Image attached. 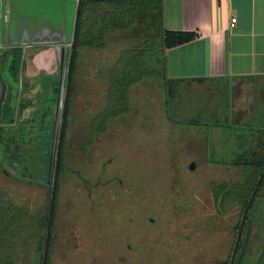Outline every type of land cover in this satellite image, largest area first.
<instances>
[{
    "label": "rangeland",
    "instance_id": "374dc122",
    "mask_svg": "<svg viewBox=\"0 0 264 264\" xmlns=\"http://www.w3.org/2000/svg\"><path fill=\"white\" fill-rule=\"evenodd\" d=\"M131 42L126 45L129 49ZM87 50L81 47L78 52L84 54ZM109 50V59L115 58L117 51ZM69 51L70 46L57 51L54 73L58 76L61 72V81L53 88L54 101L49 99L47 107H38L44 120L30 119L39 117L38 109L30 108L23 114L26 117L31 112L27 116L28 126L22 129L17 119L9 130L0 129V165L4 168L0 169V188L39 219L48 214L49 190L14 180L29 176L16 172L11 159L16 158L22 169L28 168L30 176L37 171L42 182L53 183L60 117L67 93L64 74ZM30 58L29 54L24 57L21 73L22 63L15 73L8 71L12 57L4 69V77L12 86L9 101L16 109L27 97L31 102L48 98L46 94H35L39 90L35 86L37 77L28 75L37 71L29 67ZM81 59L56 195L57 214L49 229L50 246L53 241L65 248L79 243L85 247L113 244L114 248L106 252L120 258V264H131V260L139 261L136 264L222 261L225 247L221 245H229V230L238 229L243 209L233 204L222 213L214 210L211 184L230 185L238 181L240 168L233 167L231 162L241 151L264 154V135H245L238 125L240 118L248 115L244 111L256 106L249 95L252 88H242L231 104L228 95L214 97L215 89H205L212 96L209 98L199 87L185 88L174 83L170 85L174 93L170 99L159 80L145 79L131 88L128 112L111 119L108 131L93 138L83 153L85 141L95 131L90 122L107 103V88L92 85L93 79L98 74L110 85L119 58L108 70L105 66V70L96 71L87 70L91 67L83 64L84 55ZM101 59L99 55L95 60ZM224 93L229 94L225 90ZM190 164L195 165L194 171H190ZM89 193L97 194L96 200L88 202L85 195ZM256 203L258 208L254 206L250 211L248 222L253 225L250 249L254 258L264 249V203ZM46 234L40 226L28 233L20 243L16 264H37L36 249L43 247ZM96 249L102 250L68 249L61 253V258L103 261L105 256L101 258V254L105 253L98 254Z\"/></svg>",
    "mask_w": 264,
    "mask_h": 264
},
{
    "label": "trees",
    "instance_id": "16d2710c",
    "mask_svg": "<svg viewBox=\"0 0 264 264\" xmlns=\"http://www.w3.org/2000/svg\"><path fill=\"white\" fill-rule=\"evenodd\" d=\"M164 0H80L78 2L76 25L74 30V41L70 46V51L66 60L65 83L67 85V96L63 102L61 113V124L57 139V148L54 161L53 180L55 184H45L40 180L41 173L37 172L30 176L28 168L20 166L19 161L13 157L12 163L16 172L27 174V178H14L24 182L35 183L46 186L49 190L50 199L48 214L39 219L33 216L28 208L13 202L0 188V264H16L21 241L35 230L36 227L45 229L52 226L56 213V195L59 187V178L63 166V156L65 153V142L67 137L68 112L73 89V77L75 73L78 50L81 47L102 49L107 43V36L114 31H126L131 26H137L135 36H137V46L122 51L117 60L114 76L106 92V106L90 122L95 131L90 133V137L85 141L86 148L82 149L86 153L93 138L100 136L107 129L108 122L125 115L128 112V101L130 90L133 86L145 79L155 78L161 82L166 95L171 99L174 96L170 87L175 81L167 77V58L165 52L173 48L191 43L199 38L197 32L170 31L163 25L162 4ZM139 38V39H138ZM21 49H15L12 53V65L8 66V71L17 70V65L21 64L20 73L23 68ZM19 73V75H20ZM176 84V83H175ZM54 101L53 99L51 102ZM17 106L16 121L21 114L22 105ZM260 111V109L258 110ZM13 125H1L0 129L9 130ZM242 127L246 129V135L254 136V133L264 135V112L259 114V118L247 121ZM237 136V134H236ZM0 136V140H1ZM264 145V144H263ZM264 146H262L263 148ZM10 146L6 147L9 152ZM261 148V149H262ZM17 149V148H16ZM264 150V148L262 149ZM17 157V156H16ZM234 167L240 168L238 181L220 186L211 184V194L214 197L215 208L218 213H222L226 207L233 204L243 209V213L250 202L252 195L253 202L248 212L247 223L250 220L251 210L257 203H264V154L257 156L255 153L241 151L235 155L231 162ZM1 171L4 170L0 165ZM263 174V176H262ZM262 179L260 180V178ZM34 179V180H33ZM259 186L257 187V185ZM53 186V187H52ZM258 208V207H257ZM46 243V235L43 247L36 249L39 256L37 264H43V254ZM50 236L48 242V253L46 264H50Z\"/></svg>",
    "mask_w": 264,
    "mask_h": 264
},
{
    "label": "crops",
    "instance_id": "0c3cea01",
    "mask_svg": "<svg viewBox=\"0 0 264 264\" xmlns=\"http://www.w3.org/2000/svg\"><path fill=\"white\" fill-rule=\"evenodd\" d=\"M162 11L165 29L199 33L197 40L165 52L168 79L175 81L181 87H199L208 96L209 92L205 89H215L213 91L214 97H217L219 94L228 95L231 104L233 96L240 95L242 88L246 86L250 87L252 88V92L249 91V95L251 94V98L254 99L252 102L256 106L244 111L248 115H243L238 125L243 126L246 124L245 122L259 118V114L264 112V0H164ZM233 20L235 21L234 23ZM232 24L233 27H231ZM136 29L137 26L133 25L126 31H114L107 36V43L104 48L93 49L85 47L88 49L85 52L87 54H79L78 52L72 84L73 88H76L74 82L78 65L82 63V55H84L83 64L87 63L91 67L87 70H105V66H107L108 70V66L115 63L121 52L129 49L126 47L128 41H132L129 44L130 48L137 46ZM110 48L117 51L115 58L109 59L108 55H111ZM59 49L56 47H29L22 49V61L29 54L31 57L28 60L29 67L32 66L37 71L35 74L28 75L37 77L35 86H38L39 90L35 91V94H46L48 98L46 97L42 101L31 102L27 97L21 101L20 105L23 108L21 114L18 116V119L21 121V127L28 126L29 123L27 121H30V119L40 121L43 118L44 120L45 115L38 107L40 105L45 107L49 99L50 102L52 99L54 100L53 93L55 91L53 92V88L61 81V72L58 73V76L57 73H54L57 65V51ZM99 55L103 57L100 62L95 60ZM88 78L91 80L90 75ZM93 80L92 85L97 84L100 88H108L109 86L106 79L98 77V74ZM235 86H238L237 90L232 92V88ZM216 89L219 91H216ZM224 90L228 91L229 94L224 93ZM209 98H212V96H209ZM53 104L54 102L51 105ZM30 108L38 109L36 114L39 117L28 119L27 116H31V112L26 117H23L24 112L29 111ZM46 109L49 110L48 108ZM259 109L260 111H258ZM230 114L232 120V111H230ZM193 120L195 122L199 121L197 119ZM111 122L109 121L108 125ZM245 132L246 129H244V134L246 135L247 133ZM85 197L88 202H93V200H96L97 194L93 195L89 193ZM212 199L215 210L213 195ZM231 229L229 230V234L231 235L229 245H221L225 247L223 250L225 253L224 259L213 264H220L229 257L234 245L233 239L235 241V229L234 227ZM231 242H233V245ZM52 244L53 246H50L49 251L50 264H120V258L110 257V254L106 252L114 248L113 244L105 243L98 244L97 246H87L92 249L102 248L101 252L105 253L101 254L100 250L96 249V252L102 255L101 258L105 256V259L103 261L95 260L91 262L61 258V253L68 249L87 250V247L81 246L80 243L75 247L70 246L66 248L65 245L59 246L54 241ZM130 262L131 264H136L139 261L135 262L131 260ZM205 264H209L208 261Z\"/></svg>",
    "mask_w": 264,
    "mask_h": 264
},
{
    "label": "water",
    "instance_id": "95a60500",
    "mask_svg": "<svg viewBox=\"0 0 264 264\" xmlns=\"http://www.w3.org/2000/svg\"><path fill=\"white\" fill-rule=\"evenodd\" d=\"M78 2V0H0V126L13 125L16 121L17 109L13 108L9 101L12 86L4 77L5 66L11 59L13 51L29 47H56L64 51V48L71 46L74 41ZM189 169L194 171L195 165L190 164ZM54 184L55 179L53 186ZM246 215L247 210L243 223ZM49 229L50 227L46 234L43 264H46L47 260ZM238 244L239 238L234 252Z\"/></svg>",
    "mask_w": 264,
    "mask_h": 264
},
{
    "label": "flooded vegetation",
    "instance_id": "af4514ba",
    "mask_svg": "<svg viewBox=\"0 0 264 264\" xmlns=\"http://www.w3.org/2000/svg\"><path fill=\"white\" fill-rule=\"evenodd\" d=\"M254 196L255 195H252L250 202L245 209V211L247 210L245 222L243 223V218L245 215V211H244L238 229L234 228L236 229L235 230V241H234L232 251L228 257V260L220 264H264V249H262L260 252V255L255 258L251 255V249H250V240L252 237L253 225L247 223V218H248V212L250 210V206L253 202ZM238 238H239V244H238L236 251L234 252L236 241Z\"/></svg>",
    "mask_w": 264,
    "mask_h": 264
},
{
    "label": "built area",
    "instance_id": "2783aa9c",
    "mask_svg": "<svg viewBox=\"0 0 264 264\" xmlns=\"http://www.w3.org/2000/svg\"><path fill=\"white\" fill-rule=\"evenodd\" d=\"M235 21L233 20V23H234ZM231 27H233V24L231 25Z\"/></svg>",
    "mask_w": 264,
    "mask_h": 264
}]
</instances>
